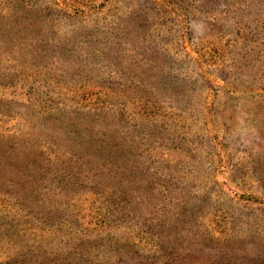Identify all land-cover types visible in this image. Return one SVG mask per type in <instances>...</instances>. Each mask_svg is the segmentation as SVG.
<instances>
[{
  "label": "rangeland",
  "instance_id": "rangeland-1",
  "mask_svg": "<svg viewBox=\"0 0 264 264\" xmlns=\"http://www.w3.org/2000/svg\"><path fill=\"white\" fill-rule=\"evenodd\" d=\"M53 1L61 13L50 25L35 22L20 1L0 0V264H38L33 259L41 246L49 247L46 264H62L67 259L54 250L66 231L59 221L78 223L85 235L99 225L112 203L103 196L107 186L56 162L91 152L89 137L101 135L110 147L115 141L142 156L127 165L146 174L136 196L144 201L143 219L166 226L156 207L177 205L181 197L198 217V243L208 246L211 259L229 254L220 263L251 264L247 257L264 245V0ZM11 7L13 24L3 16ZM140 14L146 15L142 31L135 23ZM95 19L99 30L69 35ZM141 40L159 51L143 50ZM61 47L74 51L64 54ZM157 54L182 65L167 64L156 78L130 61ZM178 187L185 196L176 194ZM120 198L127 203L121 213L129 215L120 220L119 213L110 225L136 233L128 250L119 245L95 260L144 263L141 254L155 249L138 241L137 210ZM169 211L176 212L170 219L178 216ZM253 264H264V251Z\"/></svg>",
  "mask_w": 264,
  "mask_h": 264
},
{
  "label": "trees",
  "instance_id": "trees-1",
  "mask_svg": "<svg viewBox=\"0 0 264 264\" xmlns=\"http://www.w3.org/2000/svg\"><path fill=\"white\" fill-rule=\"evenodd\" d=\"M22 4L23 8H26L27 13L30 14V18H32L35 22L42 20L43 22L50 20V25H53L54 21L59 19L61 10L56 6V3L53 0H35V3L31 0H18ZM15 4V3H14ZM16 10V9H15ZM12 7L10 10L6 11L3 16H10L12 17L13 23L16 22V18H14V14L16 13ZM150 11V10H149ZM158 13L157 15H159ZM49 16V17H48ZM69 16V15H68ZM69 18L72 20V16H69ZM145 18L146 15L141 16L136 15V27L144 30V27L141 25L145 24ZM159 18L161 19L160 15ZM162 20V19H161ZM10 24V25H11ZM93 24L91 27H84L77 29L75 32H72L69 35H73L75 33L76 35H80L81 37L87 34V30L90 31L94 29V31H97L100 29V24L98 19H95L93 21ZM106 25L101 27L102 30H105ZM10 27L9 29H11ZM20 27H16L11 29V32H17ZM69 30V29H68ZM138 30V29H137ZM139 30L137 31V33ZM10 33V32H8ZM136 33V34H137ZM11 36V35H9ZM71 37H66V39L69 41ZM50 39V38H49ZM59 40V39H58ZM82 40H84L82 38ZM20 42V41H19ZM55 42H58L57 40ZM53 39H50V46L53 44ZM141 46H143V50H147L148 52L155 53V51H159L156 47L152 46L149 42H145L144 40H141L139 43ZM56 48V47H54ZM54 50V49H53ZM59 52L64 54H70L74 50H70L69 48H58ZM155 50V51H154ZM55 55V53H53ZM53 55H47V56H53ZM51 58V57H50ZM113 58V57H112ZM166 58L165 55L160 54V56L157 54L156 56L145 59L143 57H130V61L135 67V69L138 71L140 68L148 67L150 72H153L156 78H158V75H161V72H158L162 70L163 66H167V64H171L178 62L182 65L180 62V59H171ZM170 62V63H169ZM154 67V69H152ZM172 67V66H171ZM171 67H168V69H172ZM174 70V69H172ZM169 73V72H167ZM150 76V77H152ZM173 75H170L168 77L169 82H172ZM173 83V82H172ZM132 84V82L130 83ZM129 84V85H130ZM127 85L126 82L122 86ZM112 89V85H109ZM105 90V89H104ZM98 139H92L89 137V147L92 149L91 152L85 153H70L68 155V161L63 162L58 159V162H56V167L61 169H67L69 167H74L80 174L87 175L86 173H92L94 177L99 178V182L101 184L105 185L107 188V191H104L103 196L110 195L112 197V203L110 205V208L108 210V213L104 215V218L101 221H97L99 225H94L91 227V229H88L86 235L85 233H81L80 229H78L79 224L69 222L68 220H62L59 221V227L60 229L63 228L66 231L63 232L59 239L55 242L57 246H55V249H57L58 258L67 259L62 264H69L68 262H78L81 261L82 258H85L88 264H100L99 259L96 261V257L98 254H105L110 255L114 251H118L119 245L123 247V250H128L127 243L129 241L130 234L132 235V232L136 233L134 230H128L126 234L122 232V228L120 229L119 225L115 223L114 225H110V223L113 222L114 219H116V215H119V219L122 220L120 217L125 218L128 217L129 214L127 213H121L123 211L124 207L126 206V202H124L120 198V194H122L123 197H128L130 200H132L131 208L133 210H137L136 212H132L134 223L136 230L138 229L141 231V237L138 239L139 242L145 240L146 242L151 243V247H154L155 254H152V256H144L141 254L140 250L139 253L141 256H143V262L140 263L139 259L135 260V264H222L220 263L219 257H226L229 258V254L227 256H218L216 259L209 256V252H205L208 250V246L201 242L198 243L199 235L201 236V233L199 231V224L197 223L198 217H193V213L191 210V213L188 214L186 208V203L182 198L180 197L178 200L177 205L175 204H169L168 206L163 205L160 207H156V211L160 213L161 215L166 216L168 219H165L166 226L163 225V223L160 222V220H156V222L159 221L158 225H154L153 220L151 221V218L143 219L142 215L144 212L143 202L141 200L140 202V196L143 194L141 193V185L144 183L143 181L146 178V174L144 171L139 170H133L132 165H127V162L132 160V157L134 159L138 157L142 158L139 154L132 153V149L130 147H125L124 144H116L115 141L113 145L108 143L105 136L101 135ZM77 140H81L80 136L75 137ZM100 140L101 144H98V141ZM80 142V141H77ZM108 143V144H107ZM87 144V145H88ZM87 145L85 147H81L80 149L84 148L87 149ZM140 148V146H139ZM94 150V153H93ZM93 153V154H92ZM112 155H115L118 157V159H113ZM112 159H111V158ZM57 159V158H56ZM256 158L252 159L255 160ZM140 161V160H139ZM138 169V167H137ZM159 176H163V172L159 173ZM261 177V176H260ZM136 180H140V183L135 182ZM261 187L264 191V185ZM104 187V188H105ZM143 187V186H142ZM110 188V189H108ZM180 190L176 194H182V196H185V190L182 187H178ZM103 190V189H102ZM117 190V192H115ZM183 192V193H182ZM141 194L140 196L136 197L137 195ZM264 194V192H263ZM178 196V195H175ZM121 200V201H120ZM170 200L175 201V197L171 196ZM135 201V204H134ZM170 208H175L177 211H179L178 216H176L174 219L169 218L168 216H173L176 212H170ZM105 216L107 217L105 219ZM136 216V217H134ZM109 218H112L111 222H109ZM164 220V219H163ZM164 226V227H163ZM142 228V229H141ZM197 231L198 236H197ZM146 238V239H145ZM50 240H47V242ZM260 240L257 241V244H260ZM42 247V248H41ZM36 247V249H42L44 252H36L33 261H36L38 264H46L50 262L51 258L49 247L45 248L43 246ZM191 248V251L199 253V257L201 255L204 256L206 259L203 263H201V260L203 258H198L196 256L187 255L188 252L187 249ZM135 247L134 249H136ZM131 250L132 252H135ZM264 251V245L261 247V245L258 246L256 251H253V255L248 256L246 262H249L253 264L254 262L260 261L262 258V254ZM248 254V253H246ZM128 257V256H127ZM129 258V257H128ZM231 258V257H230ZM100 259H106L105 256L100 257ZM130 259V258H129ZM132 260V258H131ZM226 260V259H225ZM224 262V261H222Z\"/></svg>",
  "mask_w": 264,
  "mask_h": 264
}]
</instances>
